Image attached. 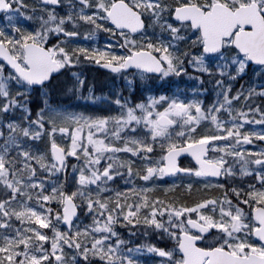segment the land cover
I'll return each instance as SVG.
<instances>
[{
    "label": "snow or ice",
    "instance_id": "6c2138e0",
    "mask_svg": "<svg viewBox=\"0 0 264 264\" xmlns=\"http://www.w3.org/2000/svg\"><path fill=\"white\" fill-rule=\"evenodd\" d=\"M0 264H264V0H0Z\"/></svg>",
    "mask_w": 264,
    "mask_h": 264
},
{
    "label": "trees",
    "instance_id": "16d2710c",
    "mask_svg": "<svg viewBox=\"0 0 264 264\" xmlns=\"http://www.w3.org/2000/svg\"><path fill=\"white\" fill-rule=\"evenodd\" d=\"M95 74V73H94Z\"/></svg>",
    "mask_w": 264,
    "mask_h": 264
}]
</instances>
